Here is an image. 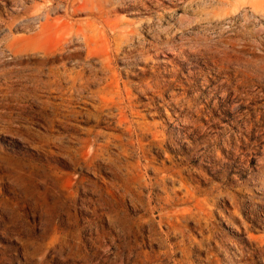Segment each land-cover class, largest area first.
<instances>
[{
    "label": "rangeland",
    "instance_id": "374dc122",
    "mask_svg": "<svg viewBox=\"0 0 264 264\" xmlns=\"http://www.w3.org/2000/svg\"><path fill=\"white\" fill-rule=\"evenodd\" d=\"M0 52V264H264V0H0Z\"/></svg>",
    "mask_w": 264,
    "mask_h": 264
},
{
    "label": "bare ground",
    "instance_id": "6f19581e",
    "mask_svg": "<svg viewBox=\"0 0 264 264\" xmlns=\"http://www.w3.org/2000/svg\"><path fill=\"white\" fill-rule=\"evenodd\" d=\"M54 1H56V0H45V2H47V3H53ZM254 0H252V2H253ZM258 1V0H257ZM211 2V1H210ZM24 7V6H23ZM47 7V5H46V3L44 4V5H42L41 6V8H40V12L38 13H36V14H33L32 15V17L34 18V20L36 19V18H39V16L41 15V14H44V18L45 19H47V21H49V13H47L46 12V8ZM254 7V6H253ZM17 9V8H16ZM28 9H29V7L25 4V7L23 8V12H27L28 11ZM246 10V9H245ZM201 12V11H200ZM204 12H207V11H205L204 10ZM203 13V12H202ZM206 14V13H205ZM193 17V16H192ZM198 18V17H197ZM250 20V19H249ZM43 24V23H42ZM118 24V23H117ZM116 24V25H117ZM120 24V23H119ZM92 26H94V25H91V28H92ZM113 26V25H112ZM115 26V25H114ZM257 27V26H256ZM260 27V26H259ZM46 28H47V23H45V24H43L42 25V29H43V31H46ZM90 28V29H91ZM245 29V28H244ZM81 30H82V28H80V29H76V31H74V32H76V34H80V32H81ZM257 30V29H256ZM259 30V29H258ZM263 30V29H262ZM72 31V30H71ZM82 33V32H81ZM247 33V32H246ZM249 33V32H248ZM43 34V33H42ZM88 34V33H87ZM86 34V36L88 37V35ZM121 34V33H120ZM75 35V34H74ZM97 35V34H96ZM135 36V35H134ZM84 37H85V35H84ZM231 37V36H230ZM40 39V38H39ZM85 39H86V37H85ZM132 40V39H131ZM227 40V39H226ZM234 40V39H233ZM86 41V40H85ZM118 42V41H117ZM225 42V41H224ZM238 42H240V41H238ZM86 43H88V40H87V42ZM135 43V42H134ZM38 45H40V42H39V40H37V42H33L32 43V46H34V48L35 47H38ZM67 45V44H66ZM39 47H41V46H39ZM92 47V46H91ZM157 47V46H156ZM237 47V46H236ZM32 48V47H31ZM86 48V50H87V47H85ZM227 48V47H226ZM26 49V48H25ZM36 49V48H35ZM39 49V48H38ZM133 49V48H132ZM177 49V48H176ZM140 50V49H139ZM88 52H89V50H88ZM1 53V52H0ZM47 53V52H46ZM90 53V52H89ZM140 53V52H139ZM91 56H92V54H90ZM89 56V55H88ZM33 57V56H32ZM44 58V57H43ZM102 60H104V57H103V59ZM101 60V61H102ZM107 60V59H106ZM30 62V61H29ZM30 64V63H29ZM40 64V63H39ZM38 64V65H39ZM45 64H46V62H45ZM41 65V64H40ZM103 65V64H102ZM29 66V65H28ZM103 66H107V65H103ZM108 66H110V64L108 65ZM107 66V67H108ZM42 67H43V65H42ZM112 66H110V68H111ZM40 68H41V66H40ZM46 68V67H45ZM104 68V67H103ZM44 69V68H43ZM108 69V68H107ZM111 70V69H110ZM243 70V69H242ZM49 71V70H48ZM57 72V71H56ZM68 72V71H67ZM76 72V71H75ZM82 72H84V71H82ZM81 72V73H82ZM60 73V72H59ZM108 73H110V72H108ZM78 74V76L80 77L81 75H79V72L77 73ZM77 74H75L76 76H77ZM70 75H71V73H70ZM74 75V76H75ZM83 75V74H82ZM108 76H109V74H107ZM77 76V77H78ZM72 77V76H71ZM71 77H69L70 78V80H71ZM77 77H75L76 79H77ZM78 77V78H79ZM64 78V77H63ZM74 78V79H75ZM53 79V78H52ZM73 79V78H72ZM80 79V78H79ZM81 79H83V76H82V78ZM80 79V80H81ZM87 79V78H86ZM110 79H112V78H110ZM91 80V79H90ZM63 81H64V79H63ZM82 81V80H81ZM80 81V82H81ZM85 81V80H84ZM112 81V80H111ZM83 82V81H82ZM89 82V81H88ZM91 82V81H90ZM61 83V82H60ZM72 83H73V80H72ZM85 83H87V82H85ZM92 83V82H91ZM112 83V82H111ZM116 84V83H115ZM83 85V84H82ZM117 85V84H116ZM70 86V85H69ZM71 86H72V84H71ZM81 86V85H80ZM75 87V86H74ZM77 88V87H76ZM80 88V87H79ZM87 89V88H86ZM118 90V89H117ZM102 92V91H101ZM118 92V91H117ZM105 93V92H104ZM115 96V95H114ZM117 96H119V95H117ZM103 97V96H102ZM112 99H113V97H112ZM116 101V100H115ZM114 100H113V102H115ZM119 104V103H118ZM117 105V104H116ZM122 105V104H121ZM123 110V109H122ZM119 111V110H118ZM123 114V113H122ZM123 116V115H122ZM125 123V122H124ZM129 128V127H128Z\"/></svg>",
    "mask_w": 264,
    "mask_h": 264
}]
</instances>
